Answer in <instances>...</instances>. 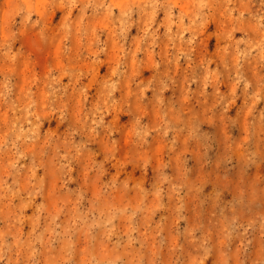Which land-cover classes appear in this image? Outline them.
Returning a JSON list of instances; mask_svg holds the SVG:
<instances>
[{"label":"rangeland","instance_id":"rangeland-1","mask_svg":"<svg viewBox=\"0 0 264 264\" xmlns=\"http://www.w3.org/2000/svg\"><path fill=\"white\" fill-rule=\"evenodd\" d=\"M0 264H264V0H0Z\"/></svg>","mask_w":264,"mask_h":264}]
</instances>
